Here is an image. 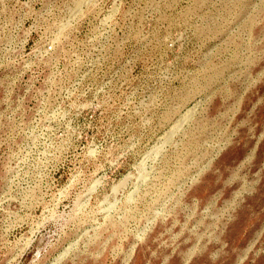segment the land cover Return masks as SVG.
I'll use <instances>...</instances> for the list:
<instances>
[{"label": "rangeland", "instance_id": "1", "mask_svg": "<svg viewBox=\"0 0 264 264\" xmlns=\"http://www.w3.org/2000/svg\"><path fill=\"white\" fill-rule=\"evenodd\" d=\"M0 264H264V0H0Z\"/></svg>", "mask_w": 264, "mask_h": 264}, {"label": "bare ground", "instance_id": "2", "mask_svg": "<svg viewBox=\"0 0 264 264\" xmlns=\"http://www.w3.org/2000/svg\"><path fill=\"white\" fill-rule=\"evenodd\" d=\"M189 114H190V112H189ZM185 116H186V114H185ZM185 116H184V117H185ZM182 117H183V116H182ZM182 122H183V120H182ZM178 126H179V125H178Z\"/></svg>", "mask_w": 264, "mask_h": 264}]
</instances>
